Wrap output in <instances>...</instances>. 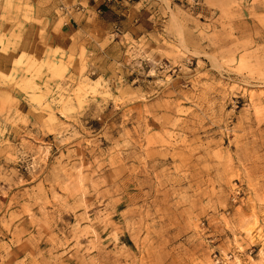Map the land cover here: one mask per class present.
<instances>
[{"label":"rangeland","instance_id":"rangeland-1","mask_svg":"<svg viewBox=\"0 0 264 264\" xmlns=\"http://www.w3.org/2000/svg\"><path fill=\"white\" fill-rule=\"evenodd\" d=\"M99 3L0 0V264H264V0Z\"/></svg>","mask_w":264,"mask_h":264},{"label":"built area","instance_id":"built-area-1","mask_svg":"<svg viewBox=\"0 0 264 264\" xmlns=\"http://www.w3.org/2000/svg\"><path fill=\"white\" fill-rule=\"evenodd\" d=\"M100 1V5H104V4H109V3H115V2H130L133 0H99Z\"/></svg>","mask_w":264,"mask_h":264},{"label":"crops","instance_id":"crops-1","mask_svg":"<svg viewBox=\"0 0 264 264\" xmlns=\"http://www.w3.org/2000/svg\"><path fill=\"white\" fill-rule=\"evenodd\" d=\"M102 22H104L105 23V21L103 20ZM72 25V24H71ZM64 32H67V33H71V32H73V31H71V29H70V26H66V28H64Z\"/></svg>","mask_w":264,"mask_h":264}]
</instances>
